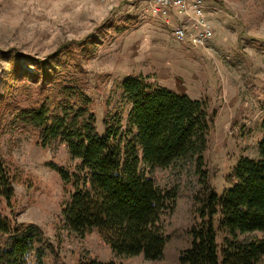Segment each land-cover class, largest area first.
I'll list each match as a JSON object with an SVG mask.
<instances>
[{
    "label": "trees",
    "instance_id": "1",
    "mask_svg": "<svg viewBox=\"0 0 264 264\" xmlns=\"http://www.w3.org/2000/svg\"><path fill=\"white\" fill-rule=\"evenodd\" d=\"M89 40L60 45L44 60L25 57L33 61L32 72L21 69V55L0 54L10 55L0 129L24 133L53 152L59 145L66 150L69 165L46 164L65 188L61 231L80 240L95 231L117 257L162 259L178 189L160 185L156 175L189 161L198 186L191 191V241L179 263L264 264V103L257 156L240 157L218 192L204 170L214 116L204 99L129 74L115 96L116 106L124 103L127 110L106 113L99 133L93 99L82 81L81 61L93 47ZM27 175L0 148V205L12 211L14 184L33 185ZM50 250L38 225L0 212V264H45ZM76 264L125 263L86 254Z\"/></svg>",
    "mask_w": 264,
    "mask_h": 264
},
{
    "label": "rangeland",
    "instance_id": "2",
    "mask_svg": "<svg viewBox=\"0 0 264 264\" xmlns=\"http://www.w3.org/2000/svg\"><path fill=\"white\" fill-rule=\"evenodd\" d=\"M203 12L212 37L195 44L194 21L185 23L172 11L166 16L155 15L146 0H0V54L21 55V69L32 72L33 61L25 57L44 60L60 45L90 38L93 47L81 61L86 71L82 81L93 99L99 133L106 113L127 110L124 103L116 106L115 96L117 84L129 74H142L174 92L206 100L214 116L204 170L212 187L220 192L240 157L257 156L262 136L264 0H204ZM180 24L191 25L185 41H178L173 33ZM7 58L0 56V95L10 69ZM0 148L34 178L32 187L15 183V207L11 211L1 204L0 212L43 230L51 245L45 264H76L86 254L125 264H180V252L191 241V191L198 186L189 161L156 175L160 185L177 187L178 196L166 227L163 257L151 261L142 256H115L95 231L84 240L61 231L60 204L65 188L46 164L69 165L63 145L53 152L37 146L24 133L0 129Z\"/></svg>",
    "mask_w": 264,
    "mask_h": 264
},
{
    "label": "built area",
    "instance_id": "3",
    "mask_svg": "<svg viewBox=\"0 0 264 264\" xmlns=\"http://www.w3.org/2000/svg\"><path fill=\"white\" fill-rule=\"evenodd\" d=\"M153 14L166 16L169 12L176 11L187 21H194V35L192 41L195 44H203L212 37V27L203 12L204 0H146ZM183 23V22H182ZM191 25H177L174 28V36L178 41H185Z\"/></svg>",
    "mask_w": 264,
    "mask_h": 264
},
{
    "label": "crops",
    "instance_id": "4",
    "mask_svg": "<svg viewBox=\"0 0 264 264\" xmlns=\"http://www.w3.org/2000/svg\"><path fill=\"white\" fill-rule=\"evenodd\" d=\"M173 12H174V10H173ZM174 13H176V11H175ZM178 16H179V15H178ZM178 18H180L182 21H184V20H185V18H184V17H182V15H181L180 17H178Z\"/></svg>",
    "mask_w": 264,
    "mask_h": 264
}]
</instances>
